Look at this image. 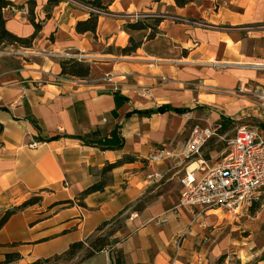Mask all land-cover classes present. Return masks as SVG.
<instances>
[{"label": "crops", "instance_id": "crops-1", "mask_svg": "<svg viewBox=\"0 0 264 264\" xmlns=\"http://www.w3.org/2000/svg\"><path fill=\"white\" fill-rule=\"evenodd\" d=\"M9 1L4 17L11 34H35L30 1L41 30L30 49L0 45V220L34 196L42 202L0 230V264L12 254L20 259L11 264L61 255L114 218L106 228L122 226L111 239L114 247L79 264H117L118 257L121 264H213L232 249L237 243L218 230L226 211L213 209L198 220L196 209L176 211L186 168L147 159L162 147L180 153L196 121L208 115L209 126H222L220 140L231 124L258 120L253 100L236 91L264 85V0H201L185 8L175 0H100L107 14L96 34L76 30L90 19L86 2L93 0L54 7L49 0ZM136 14L167 18L155 36L151 30L130 34L126 25ZM132 36L141 46L123 55ZM66 54L82 57L91 75L61 77ZM162 107L168 109L161 113ZM224 149L214 147L202 158L216 163ZM120 161L109 185L81 206L79 195ZM152 173L163 178L150 183ZM260 203L264 208V193Z\"/></svg>", "mask_w": 264, "mask_h": 264}, {"label": "built area", "instance_id": "built-area-1", "mask_svg": "<svg viewBox=\"0 0 264 264\" xmlns=\"http://www.w3.org/2000/svg\"><path fill=\"white\" fill-rule=\"evenodd\" d=\"M90 13L107 14L106 11L88 7ZM146 18L143 15H133L134 23ZM156 19L166 20V16L157 15ZM174 23L191 26H203L191 20L170 17ZM66 60L74 57L66 54ZM264 70V65L260 67ZM107 76L106 81H111ZM145 95L148 91L144 90ZM236 95L243 100H253L258 111L259 124L255 126L238 124L234 138L229 147L224 150L216 163H210L202 158V153L209 142L219 137L222 126L195 125L190 133L184 149L177 153L168 147H162L151 153L147 159L150 164L170 162L176 167L186 168V174L181 180L184 192L176 211L179 209L198 210L196 220L206 212L221 209L239 216L261 202L264 193V85H257L249 90L238 89ZM242 120H236L240 123ZM222 140H224L222 138ZM188 164V165H187ZM196 165L194 169L192 167ZM160 173H152L148 182L160 181Z\"/></svg>", "mask_w": 264, "mask_h": 264}, {"label": "trees", "instance_id": "trees-1", "mask_svg": "<svg viewBox=\"0 0 264 264\" xmlns=\"http://www.w3.org/2000/svg\"><path fill=\"white\" fill-rule=\"evenodd\" d=\"M62 0H49L48 7L58 6ZM201 0H175L176 5L179 8H185L193 3L199 2ZM217 1V0H216ZM88 7L98 8L100 10H106V8L102 5L100 0H93L91 2H86ZM30 12L29 18L32 25L35 27V34L29 39H22L13 34H11L6 29V20L4 17V11L13 6V3L9 0H0V45H13L19 48L30 49L33 47V43L37 38L38 33L41 30V25L36 22V16L34 9L36 7L35 1H30ZM101 15L92 13L90 19L87 21H82L77 24L76 30L78 34H87L92 33L96 34L98 29L99 18ZM163 21V19H156V18H147L142 21L136 23H128L126 25V31L130 34L142 31L151 30V36H155L157 33V26ZM141 46L140 42H137L134 37L132 36L130 45L125 49L121 50L123 55H131L136 52ZM91 75V67L87 65L84 61H79L76 59L71 60H64L61 62V77L65 78H79V79H86ZM168 109V107H162L158 111L164 112ZM175 112L184 114L187 110H180V109H173ZM4 134V127L0 125V149L4 147L2 142V137ZM95 134L88 135L83 138V142L87 144L86 140L90 137L94 136ZM214 139L210 142L213 143ZM211 143L209 145H211ZM213 145V144H212ZM211 145V146H212ZM126 161H131L129 158ZM123 161H120L116 164H109L107 165L101 173V181L94 186L90 187L89 189L85 190L83 193L79 195V204L84 206L83 200L91 194L104 190L110 183V174L111 172L121 165ZM42 202V197L34 196L26 201L22 206L6 212V214L0 220V230L3 226L8 222V220L16 213L31 207L35 206ZM65 204L73 205L74 202L69 201ZM259 210V207L253 206L250 209L252 215H255ZM116 218L104 223L101 227L98 228V231L94 237H90L85 241L75 243L70 246V248L63 254L54 256L48 259H41L32 264H79L83 261L89 260L90 258L94 257L95 255L102 253L104 251L110 250L114 247L116 242H112V237L114 236L115 232L122 228L119 224L115 229L110 230L109 232L106 231V228L112 224ZM83 254V255H82ZM82 255V256H81ZM81 256V257H80ZM20 259L19 255H8L6 257L5 264H11ZM79 259V260H77ZM117 264H121L119 257L117 259Z\"/></svg>", "mask_w": 264, "mask_h": 264}, {"label": "rangeland", "instance_id": "rangeland-1", "mask_svg": "<svg viewBox=\"0 0 264 264\" xmlns=\"http://www.w3.org/2000/svg\"><path fill=\"white\" fill-rule=\"evenodd\" d=\"M160 48H167L168 51L170 47L160 46ZM196 121L194 125H201L203 127L209 126L207 119ZM213 122V121H212ZM258 120L246 121L244 125L257 124ZM218 122H214L212 126H216ZM236 126L230 125L227 129L225 140H220L219 138L214 139L211 145H207L202 153V157L210 155L212 148L222 147L227 150L229 147V142L234 135ZM215 157V154H214ZM188 165V164H187ZM184 172L182 173V176ZM259 215H243L236 216L229 212L225 213L227 218L220 227H218L219 232H226L227 236L231 237L232 241L237 243L233 245L232 249H229L226 253H223L218 257L213 264H264V208L261 203H258Z\"/></svg>", "mask_w": 264, "mask_h": 264}, {"label": "bare ground", "instance_id": "bare-ground-1", "mask_svg": "<svg viewBox=\"0 0 264 264\" xmlns=\"http://www.w3.org/2000/svg\"><path fill=\"white\" fill-rule=\"evenodd\" d=\"M196 167V165H194L193 167H192V169H194Z\"/></svg>", "mask_w": 264, "mask_h": 264}]
</instances>
